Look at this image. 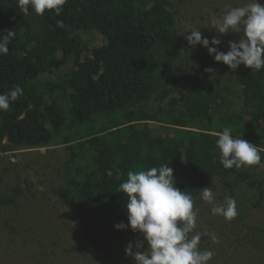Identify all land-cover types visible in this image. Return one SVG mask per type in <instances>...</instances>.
<instances>
[{"label": "trees", "instance_id": "trees-1", "mask_svg": "<svg viewBox=\"0 0 264 264\" xmlns=\"http://www.w3.org/2000/svg\"><path fill=\"white\" fill-rule=\"evenodd\" d=\"M176 14L168 0H67L59 16L31 8L24 15L18 0H0V34L16 33L8 54L0 55V94L16 85L23 89L9 110L0 112V157L15 148L47 147L65 131L59 140L67 151L59 171L65 186L55 188L51 181L49 194H57L56 202L76 220L86 209L95 213L99 231L91 227L83 242L91 240L99 251H121L120 264L134 263L125 247L142 242L130 228H114L127 223V194L119 185L130 170L168 163L175 186L191 193L195 209L200 190L213 178L230 194L246 186L264 200V69L241 64L230 70L204 47L183 48ZM93 37L100 47L88 45ZM41 89L61 101L44 100ZM151 124L158 126L155 135ZM225 127L258 145V165L225 169L220 164L216 140ZM115 169L122 173L119 179ZM33 187L5 184L0 205L17 207L24 198L35 199L39 191ZM43 214L33 215L32 222ZM198 230L200 243L217 247L206 240L208 230ZM251 241L258 252L264 249V235L253 234Z\"/></svg>", "mask_w": 264, "mask_h": 264}, {"label": "clouds", "instance_id": "clouds-1", "mask_svg": "<svg viewBox=\"0 0 264 264\" xmlns=\"http://www.w3.org/2000/svg\"><path fill=\"white\" fill-rule=\"evenodd\" d=\"M66 3L67 0H18V7L24 15H27L31 8L38 15H43L46 10H53L59 16L63 5ZM213 18L215 19V16ZM56 23L58 27L64 26L62 20H57ZM214 30L221 35L235 32L239 34V39L228 42L227 52L220 50L219 46L222 44L220 39L213 37L210 40L208 37L202 36L199 28L187 32L188 35L185 36V39L190 47L200 45L206 48L215 62H222L230 70H236L241 64L255 71L264 69V4L258 3L257 0H248L242 6L231 7L224 13L222 19L214 24ZM15 36L16 33L12 29L0 34V55L8 54L9 44ZM95 41L98 44L96 47H100L101 44L96 38ZM41 90L46 101L53 99L59 102L62 99L60 97L54 98L46 90ZM22 95L23 89L18 85L13 86L8 92L0 94V112L9 110L10 105ZM150 128L155 135L158 126L151 124ZM65 134L66 132L63 131L55 136L47 147L38 149L15 148L11 152L29 153L30 151L49 150L57 141L59 142L58 145L64 147L59 140ZM239 137L233 136L232 130L227 127L218 134L216 146L221 154L219 162L225 169H230L233 166L236 168L253 166L261 162V150L258 145ZM6 142L5 139L4 143ZM183 157L182 155V160ZM63 168L65 169L64 166ZM55 171L57 176L62 178L59 173L60 169L57 168ZM106 174L111 177L114 173L113 170L109 169ZM115 174L117 179L122 175L119 169H115ZM174 177L176 176H173V169L167 163L147 170H130L127 172L126 180L119 185L120 192L127 194V203L125 204L127 223H117L114 228L116 230L130 228L127 231L135 232V234L140 233L139 235H143L144 241L148 245L145 249L142 248L143 243L136 239H134L137 241L135 243L128 242L129 244L125 247V255L131 256L134 264H209L214 255L211 250L200 249L201 233L195 231L197 210L194 208L193 197L190 192L182 191L175 186ZM212 182L219 183V179L213 178L208 181L207 185L212 184ZM60 184L65 186L63 178L58 185L60 186ZM53 185L55 188L58 187V185ZM200 192L203 201L214 205L211 208L213 215L222 216L228 221L238 215L234 198L228 197L224 203L215 204V195L211 187L205 186ZM52 194L58 196L55 193ZM50 198L52 195L49 196ZM49 199L47 201L50 206L51 199ZM84 213L95 215L90 209H86L81 216ZM96 220L100 221L97 217ZM106 224L109 225L110 223L106 222ZM91 227L95 231L96 227L89 225L86 228L87 234L83 232L80 234L90 235ZM206 234L210 235L213 242H219L215 233ZM76 235L78 234L76 233ZM87 248L88 251L95 253L101 259V264L118 263L115 249L111 250L112 258L109 251L95 249L91 240L87 244ZM114 255H116V259ZM113 261L116 262L113 263Z\"/></svg>", "mask_w": 264, "mask_h": 264}, {"label": "rangeland", "instance_id": "rangeland-1", "mask_svg": "<svg viewBox=\"0 0 264 264\" xmlns=\"http://www.w3.org/2000/svg\"><path fill=\"white\" fill-rule=\"evenodd\" d=\"M168 2L169 9L177 12L176 24L184 38L183 48L188 44L185 39L187 32L199 28L202 36L210 40L213 37L220 39L222 41L220 49L227 52L228 42L238 40L239 34L235 32L218 34L214 30V24L222 19L224 13L231 7L242 6L248 0H168ZM88 45L95 48L98 44L93 37ZM201 47L195 46L196 49ZM235 101L238 102V99L235 98ZM65 116H69L68 107L65 109ZM58 144V141L54 142L49 150L10 152L0 157V179L3 180L0 183V192L5 184L9 187L18 184L25 188L30 182L35 186L31 191H39L35 197V199L38 197L36 210L33 204L35 199L24 198L17 207L5 208L0 205V264H92V261L97 264L101 261L95 253L88 251L87 245L83 242L89 225L99 231L101 222L96 220L95 215L84 213L77 221L61 201L56 202L52 193L50 198L52 206L44 200L45 197L51 196L49 194L51 181L55 185L61 183L62 178L57 176L55 170L64 169L67 151ZM24 180H27V183ZM207 187H211L215 195V204L224 203L228 197L234 198L238 212L234 219L228 221L222 216L213 215L211 208L214 205L203 201L201 195L197 199L195 231L199 232L198 228L205 232L208 230L209 233H215L219 241L213 242L210 235L206 239L210 245L217 244V247H211L214 248L211 250L214 255L209 264H264V249L258 252L251 241L253 234L264 235V200L246 186L235 187L233 194L224 191L222 184L216 182ZM29 213L31 218L27 221L26 216ZM40 213L45 214L39 217L37 223L35 220L32 222L33 215ZM209 223L211 226H208ZM82 232L85 234H80ZM227 234L229 236L226 238ZM139 236L144 243L143 235ZM218 244L223 247H219ZM199 247L201 250H209L207 241L201 242ZM114 252L122 259L121 251ZM109 255L113 258L111 251Z\"/></svg>", "mask_w": 264, "mask_h": 264}]
</instances>
